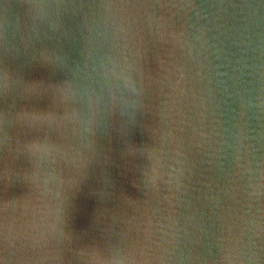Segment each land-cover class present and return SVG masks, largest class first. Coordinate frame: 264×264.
<instances>
[{"label":"water","instance_id":"water-1","mask_svg":"<svg viewBox=\"0 0 264 264\" xmlns=\"http://www.w3.org/2000/svg\"><path fill=\"white\" fill-rule=\"evenodd\" d=\"M0 264H264V0H0Z\"/></svg>","mask_w":264,"mask_h":264}]
</instances>
